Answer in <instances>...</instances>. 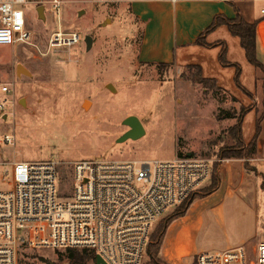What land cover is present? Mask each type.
<instances>
[{"label": "rangeland", "instance_id": "obj_1", "mask_svg": "<svg viewBox=\"0 0 264 264\" xmlns=\"http://www.w3.org/2000/svg\"><path fill=\"white\" fill-rule=\"evenodd\" d=\"M29 1L33 4L24 8L29 38L15 45L0 41V86L11 90L9 94L0 92V100L12 103L0 113V164L52 159L62 163L56 180L59 196L72 194L67 165L80 160L168 161L190 154L215 165L220 163L222 151L235 146L232 129L243 113L245 145L252 140L258 120L260 129L256 155L244 161L245 169L253 176L258 163L264 173V74L243 54L231 51L245 74L244 85L252 92L240 101L213 83L200 84L203 76L199 66L139 63L142 27L128 8L121 7L122 0H58L59 13L50 5L51 0ZM40 6L45 8V20L38 18ZM59 31L76 33L79 43L71 49L52 48L50 40ZM87 36L92 38L90 50L86 49ZM19 65L30 76L17 75ZM232 72L227 69L225 74ZM232 86L229 90L235 92L237 87ZM129 117L138 121L143 134L119 142L128 131L123 123ZM6 135L14 138L12 145L4 142ZM209 183L207 180L201 187ZM10 189L11 183L2 179L0 168V191ZM259 217L256 238L246 245L251 259L253 250L264 243L262 194ZM158 226L159 222L155 223L150 232L143 264H151L148 247ZM203 239L204 233L199 241ZM209 241L206 234L208 250L221 248L216 244L210 249ZM185 263L192 264L193 259ZM18 264L69 263L63 251L22 248Z\"/></svg>", "mask_w": 264, "mask_h": 264}, {"label": "built area", "instance_id": "obj_2", "mask_svg": "<svg viewBox=\"0 0 264 264\" xmlns=\"http://www.w3.org/2000/svg\"><path fill=\"white\" fill-rule=\"evenodd\" d=\"M29 0H0V41L23 44L29 38L25 6ZM50 5L57 13L58 0ZM264 17V10L261 11ZM76 33L55 32L52 48L71 49ZM2 94L9 87L0 86ZM0 100V113L11 105ZM6 135L4 142L13 144ZM218 160L217 162H220ZM62 163L0 164L11 189L0 191V264H18L22 248L53 251L88 250L101 264H143L155 223L211 179L213 162L176 156L161 161H88L70 163L72 194L57 195ZM9 168V169H8ZM61 184H65L60 179ZM248 257L244 246L200 253L193 264H264V243Z\"/></svg>", "mask_w": 264, "mask_h": 264}, {"label": "crops", "instance_id": "obj_3", "mask_svg": "<svg viewBox=\"0 0 264 264\" xmlns=\"http://www.w3.org/2000/svg\"><path fill=\"white\" fill-rule=\"evenodd\" d=\"M122 4L121 7L128 8L142 27L139 63L177 68L199 66L203 78L215 81L219 89L240 97V101L247 97L236 85L239 69V83L250 92L244 85L245 74L231 54L234 49L246 59L238 38L235 41L228 28L220 26L203 36L210 47L195 43L216 17L234 20L239 15L246 23L257 25L256 57L264 65V17L261 15L264 0H122ZM238 47L243 53L237 51ZM223 52L230 66H222ZM227 69L233 70L230 76L225 74ZM230 84H233L231 88L237 87L235 92L229 90ZM220 160L216 170L218 189L210 196L196 200L183 218L169 226L161 251L167 264H184L200 253L238 246L246 248L256 238L259 201L261 194L264 196V173L258 163L254 167L256 173L250 176L243 160ZM206 234L212 244L210 249L216 244L221 248L208 250Z\"/></svg>", "mask_w": 264, "mask_h": 264}, {"label": "trees", "instance_id": "obj_4", "mask_svg": "<svg viewBox=\"0 0 264 264\" xmlns=\"http://www.w3.org/2000/svg\"><path fill=\"white\" fill-rule=\"evenodd\" d=\"M220 26H226L230 32V34L238 38L240 42V46L243 49L247 61L256 69H258L262 74H264V65H262L257 57H256V44H255V37H256V24H248L246 23L241 16L237 15L234 20H228L224 17H216L210 27L205 31V33L199 37L196 41V45L201 47H210V45L206 44V41L203 36L213 32L215 29L219 28ZM221 64L224 67L230 66V64L226 61V54L223 52L220 58ZM162 66V65H159ZM200 72V69H198ZM238 75L236 77V85L238 89H240L244 94H248V92L240 85L239 83V69H237ZM213 83L216 85V82L213 80H206L204 78L199 80L200 84L206 83ZM262 89H264V77H262ZM227 118H233L230 115H227ZM230 116V117H229ZM244 120V114L242 113L238 119L237 124L232 129V133L235 131L234 140L235 146L232 149H227L222 151L220 154V159L222 160H250L252 156L256 155V140L259 136L260 129L258 126L259 120L256 122V132L247 145L244 144V140L242 137V125ZM218 164L213 165L212 168V177L210 180V184L203 187L198 192L192 194L188 199L182 202L179 206L175 207L170 211L169 214L162 217L158 222L159 226L158 229L152 235L151 243L148 247V255L151 260V264H167L162 260L161 251L162 245L164 242V238L169 226L176 220L183 218L190 206L199 199H203L205 197L210 196L218 189L219 180L216 175ZM244 167L247 169V163H244ZM256 173V169L252 170ZM65 257L69 264H87L88 262L93 263L95 259V254L88 250L82 251H72L68 250L65 251ZM194 262V259H193ZM193 264V263H192Z\"/></svg>", "mask_w": 264, "mask_h": 264}, {"label": "water", "instance_id": "obj_5", "mask_svg": "<svg viewBox=\"0 0 264 264\" xmlns=\"http://www.w3.org/2000/svg\"><path fill=\"white\" fill-rule=\"evenodd\" d=\"M44 12H45V8L43 6H40L37 8V15H38V18L40 20H45ZM85 44H86V49L90 50L92 47V38L89 36L85 37ZM20 72L24 73L25 75L30 76L29 72L26 69H24V67H22L21 65L17 66V69H16L17 75L20 76ZM110 88H112V86H110ZM86 103H88V102H85V104ZM85 104H84V106H85ZM5 118L6 117H4V119ZM123 124H124V126H126L128 128V131L119 140V142H124V141L129 140V139H136L143 134V131H142L138 121L135 118L129 117L124 121ZM190 156H191L190 154L187 155V157H190ZM101 263H102L101 258L99 256H97L96 257V264H101Z\"/></svg>", "mask_w": 264, "mask_h": 264}, {"label": "bare ground", "instance_id": "obj_6", "mask_svg": "<svg viewBox=\"0 0 264 264\" xmlns=\"http://www.w3.org/2000/svg\"><path fill=\"white\" fill-rule=\"evenodd\" d=\"M87 105H88V103L85 104V106H87Z\"/></svg>", "mask_w": 264, "mask_h": 264}]
</instances>
